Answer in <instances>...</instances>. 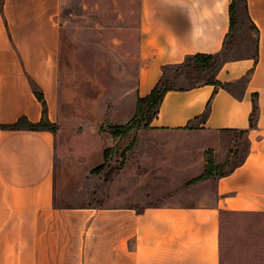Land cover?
I'll use <instances>...</instances> for the list:
<instances>
[{
	"label": "crops",
	"instance_id": "0c3cea01",
	"mask_svg": "<svg viewBox=\"0 0 264 264\" xmlns=\"http://www.w3.org/2000/svg\"><path fill=\"white\" fill-rule=\"evenodd\" d=\"M231 2L140 0L137 85L124 115L119 105L107 113L111 123L136 115L137 98L150 94L164 66L223 50ZM247 6L258 29L257 53L227 61L215 73L218 83L241 82V92L209 83L168 91L149 128L135 132L117 173L123 193L109 203L57 204V134L0 127V264H220L221 210L264 213V0H247ZM60 7L61 0H0V126L42 119L31 83L43 93L48 119L59 123ZM240 131L248 142L243 160L225 176L197 182L213 181L214 188L194 203L172 189L163 200L133 193L149 180L186 186L204 172L203 154L220 144L219 135ZM195 153L197 161L189 158ZM158 154L161 161L154 159ZM160 177L164 181H154Z\"/></svg>",
	"mask_w": 264,
	"mask_h": 264
},
{
	"label": "rangeland",
	"instance_id": "374dc122",
	"mask_svg": "<svg viewBox=\"0 0 264 264\" xmlns=\"http://www.w3.org/2000/svg\"><path fill=\"white\" fill-rule=\"evenodd\" d=\"M139 13L140 0H61L58 17L61 28L60 116L59 123H55L60 144L56 177V198L60 206L104 205L123 193L122 177L117 178V173L128 159V149L133 146L131 141L136 140V137L133 139L135 132L149 128L145 127L147 115L138 111L129 121L114 124L107 113L119 105L124 115L131 107L130 98L141 66ZM241 17L242 22L221 59H240L255 53L249 23L243 15ZM217 70L215 63L188 70L171 66L165 71V78L174 88L187 89L213 79ZM242 86L239 82L231 85V89L239 94ZM127 129H133L132 133L120 135V140L115 142L113 135ZM219 142L203 154L205 169L208 159L217 167L214 180L239 164L248 148L242 132L219 135ZM142 153L143 164L147 165L148 152L143 149ZM200 155L190 154L189 158L197 161ZM158 156L154 159L161 161ZM178 159L179 156L175 158ZM100 166L103 169L94 173ZM160 173L165 175L164 170ZM152 182L149 180V184L138 187L137 193L129 187V193L163 200L168 196L165 193L172 189L178 199L194 203L214 188L213 181L181 187H164ZM220 264H264V213L221 214Z\"/></svg>",
	"mask_w": 264,
	"mask_h": 264
},
{
	"label": "trees",
	"instance_id": "16d2710c",
	"mask_svg": "<svg viewBox=\"0 0 264 264\" xmlns=\"http://www.w3.org/2000/svg\"><path fill=\"white\" fill-rule=\"evenodd\" d=\"M2 2V1H1ZM229 13H230V28H229V33L227 34V42H225V46L223 48V50L217 54H209V55H205V54H195V55H190L188 56L182 63L180 64H175V65H167L164 66L162 68V76L159 79V81L157 82V84L154 86V88L152 89V91L150 92V94H148L146 97H138L137 98V112H143L146 113L147 118H146V123H145V127H149L151 121L155 118V116L158 113L159 110V106L161 104V101L164 97V95L170 91V90H185V89H176L173 87V85H170V80L168 78H165V71L171 67V66H178L179 68H184V69H190L191 68H197V67H202V68H206L208 66H211L212 64H217V68L219 69L222 64H224L227 61L230 60H236V59H227V58H223L221 59V56L224 55V53L226 52V48L228 45L229 40L231 39L232 35L234 34L235 31H237L238 29V24L242 22V17L240 18V16H244L246 18V20L249 23L250 26V32L252 37L254 38V42H255V53H257V45H258V29L257 27L254 25L253 21L251 20V17L249 15L248 12V6H247V0H232V2L230 3L229 6ZM240 13V16L238 15ZM238 18L240 19V22L238 20ZM251 55L247 56L250 57ZM218 71V70H217ZM251 76V72H249L246 77H245V81H247ZM243 80V82H245ZM218 84L220 85L222 88L231 91V86L229 83H218L215 80V76L213 79L206 81L204 83H196L195 85H193L190 88H194V87H198L201 86L202 84ZM31 86L33 88V91L35 92L37 98L39 99V101H41L42 105H43V117L42 119L38 122V123H32L29 122L26 118H20L16 123L11 124V125H1V128L4 129H22V128H27V129H31V130H48L51 131L52 133L56 132V124L52 123L48 117H47V104L46 101L44 99L43 93L41 92V90L39 89V87L37 85H35L34 83H31ZM188 89V88H187ZM257 116V102L256 99H253V112L251 115V121H250V126L253 127L254 121H255V117ZM204 118V116H203ZM130 130L132 131L133 129H127L126 131H124V133H115V135H113L114 137H118L120 135L125 134L126 132H130ZM242 133H245L246 131H240ZM108 154V149H106L104 151V155L106 156ZM103 169V166L97 167L96 169H94V173H99L101 170ZM217 167L215 166L214 162L210 159L207 160L206 162V169L203 172V174H201L198 177L193 178L192 180H190L187 184L191 185L194 183H197L201 180H205L207 178H210L212 176H214V174L216 173ZM232 170H230L227 173H221L219 175L220 176H225L227 174H229ZM224 213H234L232 211H227V210H221V214Z\"/></svg>",
	"mask_w": 264,
	"mask_h": 264
}]
</instances>
